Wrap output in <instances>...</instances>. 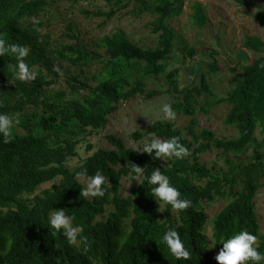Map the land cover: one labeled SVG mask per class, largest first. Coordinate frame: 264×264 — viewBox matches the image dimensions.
I'll return each mask as SVG.
<instances>
[{
	"label": "trees",
	"instance_id": "16d2710c",
	"mask_svg": "<svg viewBox=\"0 0 264 264\" xmlns=\"http://www.w3.org/2000/svg\"><path fill=\"white\" fill-rule=\"evenodd\" d=\"M80 1L88 0H0V36L28 46L25 60L36 72L35 80H17L15 59L0 57V113L20 120L8 143L0 137V264H216V249L222 248L219 238L240 230L255 234L258 251L264 253L257 212V198L264 190V156L258 152L249 162L236 161L250 146L264 150V140L259 142L256 136L259 129L264 130V41L246 36L243 46L256 57L250 64L232 67L231 89L225 97L216 98L206 76L180 90L177 67L168 71L174 62L182 67L185 59L177 50L178 34L171 26V20L182 15L185 0H103L109 12L95 15L110 20L134 3L133 16L148 13L155 17L149 26L159 40L155 48L144 49L119 29L98 41L100 50L81 38L74 22L67 24L63 37L73 43L55 41L43 32L51 22L44 16L52 8L62 3L72 7ZM248 6L257 10L255 18L264 28V0ZM207 23L205 9L196 4L194 25L203 29ZM202 49H190L188 57H199ZM218 53L213 51L211 57ZM65 66L70 77L64 88H55ZM161 76L166 78L168 92L178 96L172 108L189 122L180 129L173 122L157 120L132 138L179 136L190 155L161 163L110 135L113 149H99L71 169L68 163L78 156L86 136L106 129L122 102L144 95L146 80ZM157 94L153 91L147 96ZM223 103L230 107L225 124L238 132L234 139H220L207 128L198 130L197 111L208 112V107ZM92 149L88 144L87 151ZM212 150L225 162L226 168L219 172L201 162V156ZM131 163L144 168L145 175L160 169L191 206L177 213L170 205L157 204L152 186L143 177L123 197V179L132 180ZM83 169L87 175L99 171L106 177L104 197L80 196L85 186L75 174ZM57 180L51 189L36 195L45 184ZM219 200L228 204L210 220L212 236L208 237L204 206ZM54 208L74 217L73 223L87 237V251L81 244L69 245L61 235H51L47 215ZM169 226L180 233L190 260H175L160 242Z\"/></svg>",
	"mask_w": 264,
	"mask_h": 264
},
{
	"label": "rangeland",
	"instance_id": "374dc122",
	"mask_svg": "<svg viewBox=\"0 0 264 264\" xmlns=\"http://www.w3.org/2000/svg\"><path fill=\"white\" fill-rule=\"evenodd\" d=\"M257 1L253 2L256 3ZM216 2L223 5V7L219 6L216 9L214 18L210 16L206 27L200 29L194 25L195 20H192L194 16L193 12H195L194 6L196 4L202 5L208 16L209 10L216 6ZM133 8L134 3L130 8L121 11L112 19L107 20L103 16L95 15L99 12H109V8L103 0L80 1L72 7L70 4H58L52 8L51 13L45 14L44 20H50L51 22L45 27L43 32H49L55 41L63 40L64 35L68 33L67 24L74 22L77 32L92 49L100 50L98 41L103 36L112 34L119 29L125 31L128 37L141 48H155L159 38L157 34L152 32V28L149 26V23L155 17L148 13L135 17L130 13V10ZM256 12L255 8L241 3L240 0H185L182 15L179 18L171 20V26L174 27L178 34L176 40L177 50L179 49L180 55H185V59L181 60L182 67H179L180 63L178 62L170 65V71L175 66L179 71L180 90L191 86L196 81H200L202 75H204L206 76V80H209L211 90L216 98L226 96L233 85L232 80L235 76L232 67L237 63L250 64L256 57V54L248 51L243 46L246 36L259 37L264 41V28L260 26L255 18ZM220 18L224 20L220 21ZM64 41L74 42L67 41L66 39ZM190 49H202L203 51L199 57L189 58L188 52ZM213 51H218L219 53L212 58ZM241 53L243 54L241 55ZM69 71L67 66L61 70V83L54 86L55 88L65 87V79L70 77ZM240 71L241 69L238 70V72ZM88 75L90 77L89 73ZM153 91H158V94L148 97L147 95ZM168 91L169 85L166 82L165 76H161L156 80L152 78L147 79L145 94L137 95L133 99L122 102L119 105V109L110 116L106 129L94 131L92 134L87 135L85 142L78 147V156L69 161V167L71 169L78 167L99 149H113L108 140V136L110 135L121 138L127 148L133 149L138 154H142V152L137 150L142 149L143 143L153 138V134H144L139 140L132 138V135L136 132L145 133L150 124L157 120L166 121L163 119L161 111L163 104L169 103L172 106L178 100V96ZM203 101L204 99L201 98L200 103H203ZM229 108L228 104L223 103L208 107V112H203V110L197 111L198 130L210 129L220 139L236 138L238 135L236 128L228 126L224 122ZM174 111L176 112V119L170 122L177 124L180 129H185L189 118L176 110ZM256 136L259 142L263 141L264 130L259 129ZM88 144H91L93 147L90 152L87 151ZM258 152L264 156L263 149L257 151L254 146H250L246 153L236 158V161L249 162L252 160L253 155ZM162 159L161 163L167 160V158ZM201 162L208 168L215 167L218 172L220 168H226L223 158L219 156L216 150L204 153L201 156ZM79 181L86 186L84 178H79ZM59 182L60 180H57L53 183L45 184L36 195L44 190L51 189L54 184ZM139 182L140 180L134 182L130 178H124L121 187L122 196L128 197L131 193V188ZM226 204L228 202L225 200H219L213 204H205L204 207L208 215L205 233L208 237L212 236L210 220ZM257 212L262 227V234L264 235V190L257 198ZM219 250L216 249L217 252Z\"/></svg>",
	"mask_w": 264,
	"mask_h": 264
},
{
	"label": "clouds",
	"instance_id": "9594fccd",
	"mask_svg": "<svg viewBox=\"0 0 264 264\" xmlns=\"http://www.w3.org/2000/svg\"><path fill=\"white\" fill-rule=\"evenodd\" d=\"M29 47L17 43H10L0 36V57L9 55L16 61L13 68V76L20 81H32L36 78V72L26 62L25 58L29 55ZM264 67V64H261ZM59 72L60 69L56 68ZM161 111L163 119L174 121L176 112L169 103L163 104ZM20 124V120L8 114L0 113V137L3 143H8L14 126ZM137 151L148 154L153 159L167 158L169 160H183L190 155L189 148L180 142L179 136H171L167 139L155 137L143 143L142 149ZM129 173L132 181H139L142 177L147 184L152 186L150 191L157 204L170 205L171 209L177 213L187 210L191 206V201L182 196L180 190L174 186L167 175L160 169L154 168L150 174H144V168L131 163ZM77 178H84L86 186L80 189V196L104 197L106 193V177L97 171L93 175H87V170L83 169L76 172ZM74 217L65 213L62 209H53L47 215L48 231L53 237L61 235L69 245L81 244L87 251V237L83 236L79 225L73 223ZM222 248L214 257L216 264H262L264 253L258 251V237L247 231L240 230L228 237L221 236ZM160 242L166 247L167 252L177 261H188L191 253L181 239L180 233L176 228L169 226L160 237ZM211 248V247H210Z\"/></svg>",
	"mask_w": 264,
	"mask_h": 264
},
{
	"label": "crops",
	"instance_id": "0c3cea01",
	"mask_svg": "<svg viewBox=\"0 0 264 264\" xmlns=\"http://www.w3.org/2000/svg\"><path fill=\"white\" fill-rule=\"evenodd\" d=\"M242 1H244V2H246V3H248V5L249 4H252V3H255V2H253V1H256V0H242ZM216 6H214L213 8H211L210 10H209V15L207 16V14H206V16H207V19L209 20L210 19V16L212 17V18H214V14H215V11H216V9L220 6V7H223V5H221V4H219L218 2H216V4H215ZM195 7H196V5L194 6V10H195ZM193 18H192V20L194 21L195 20V12H193ZM220 21H223L224 19H219ZM209 22V21H208ZM243 53H241V55H242Z\"/></svg>",
	"mask_w": 264,
	"mask_h": 264
},
{
	"label": "water",
	"instance_id": "95a60500",
	"mask_svg": "<svg viewBox=\"0 0 264 264\" xmlns=\"http://www.w3.org/2000/svg\"><path fill=\"white\" fill-rule=\"evenodd\" d=\"M170 69H171V66L168 67V71H170Z\"/></svg>",
	"mask_w": 264,
	"mask_h": 264
}]
</instances>
